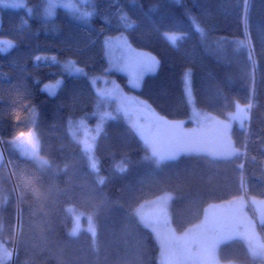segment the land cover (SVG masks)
<instances>
[{
  "label": "trees",
  "instance_id": "1",
  "mask_svg": "<svg viewBox=\"0 0 264 264\" xmlns=\"http://www.w3.org/2000/svg\"><path fill=\"white\" fill-rule=\"evenodd\" d=\"M23 3L0 9V39L13 42L0 50V246L12 254L3 264H160L157 241L135 209L165 192L176 233L197 224L207 206L236 198L255 215L252 200H264V0H80L89 15L83 22L62 8L42 18L44 0ZM119 34L159 62L137 90L108 70L105 40ZM246 34L250 44L242 43ZM68 60L76 70L61 69L58 62ZM186 71L196 115L184 93ZM45 85L55 94L41 91ZM97 99L117 117L96 139L94 172L68 122H94ZM127 99L186 128L226 120L240 104L247 118L244 128L233 125L232 137L244 153L230 162L186 155L160 162L134 133ZM153 124L142 126V137ZM32 129L48 166L13 146L14 132ZM69 206L93 218L94 241L86 231L70 234ZM223 233L232 238L217 242L221 262L264 264V223L257 236L237 225Z\"/></svg>",
  "mask_w": 264,
  "mask_h": 264
},
{
  "label": "rangeland",
  "instance_id": "2",
  "mask_svg": "<svg viewBox=\"0 0 264 264\" xmlns=\"http://www.w3.org/2000/svg\"><path fill=\"white\" fill-rule=\"evenodd\" d=\"M87 1L82 0V2ZM12 3H16L19 6H9ZM79 3L80 0H44L39 16L47 20L51 19L56 9L62 8L69 12L75 20L83 22L82 19H87L89 15L81 11ZM20 8H24L23 0H4L0 4V9L17 10ZM29 12L32 14V10ZM166 38L170 42H174L176 35L168 34ZM12 46L13 42L0 39V50L2 52H7ZM105 56L108 63V70L119 71L126 77L128 86L136 90L141 87L143 78L146 75L154 74L158 67L156 65L152 71L141 72L139 67H143V60L148 57H155L148 52L133 48L129 44L125 34H119L105 40ZM155 60L157 61L156 58ZM69 61L71 60L58 62L61 69L65 72L76 70V64L73 61L69 64ZM184 93L192 114L196 115L197 110L194 105L192 91L191 98H189L185 91V83ZM241 108L244 111H241ZM91 117L94 118V122L92 123L87 118L69 120L68 131L71 138L81 145L87 159L88 167L92 171L97 172V159L93 151L94 144L102 132L104 124L108 120L116 118L117 112L109 101L97 99L95 102V110ZM246 118L247 113L245 108L237 104L235 109L228 114L226 120L230 121L236 128L242 129L245 126ZM98 125L99 130H97ZM31 131L33 132L32 137L15 140L13 146L21 156L35 161L40 166H48V160L41 156L39 151L38 135L34 129ZM158 134L156 129H148L143 134V138L152 142ZM93 137H95L94 140ZM28 139H31L36 144L35 155H33V150L28 144ZM86 143L91 144V147H86ZM44 161H47V163L45 164ZM93 163L96 164V167H92ZM171 198L172 194L165 192L140 204L135 209V214L139 221L153 233L157 241L160 264H238L235 262H221L218 259L217 242L228 241L232 238L224 233L220 234L221 228L237 225L257 236L256 224L264 223V200H252L255 211L254 215L247 209V203L243 198H236L227 202L207 206V210L204 209V215L197 224L186 228L181 233H176L169 225L168 206ZM66 212L71 218V235L73 230H75V235L73 236L78 235L81 231H86L91 235L93 241L96 239V227L91 216L83 215L74 206L67 207ZM0 249L7 253L3 262L12 257V254L1 246ZM250 253L252 257L256 258L255 253L252 251Z\"/></svg>",
  "mask_w": 264,
  "mask_h": 264
},
{
  "label": "water",
  "instance_id": "3",
  "mask_svg": "<svg viewBox=\"0 0 264 264\" xmlns=\"http://www.w3.org/2000/svg\"><path fill=\"white\" fill-rule=\"evenodd\" d=\"M124 103L128 106V111L134 113V133L160 162L172 161L181 155L230 162L244 153L235 144L232 137L233 124L230 121L214 119L200 127L186 128L180 121L157 119L147 107L134 104L130 99ZM138 114L146 120L145 123H139ZM153 122L159 124L156 128L159 134L147 144L141 135V128L148 124L153 127Z\"/></svg>",
  "mask_w": 264,
  "mask_h": 264
},
{
  "label": "snow or ice",
  "instance_id": "4",
  "mask_svg": "<svg viewBox=\"0 0 264 264\" xmlns=\"http://www.w3.org/2000/svg\"><path fill=\"white\" fill-rule=\"evenodd\" d=\"M3 2H4V0H0V4H2ZM9 6L18 7L19 5L16 4V3H12ZM245 8H247V4L245 5ZM242 43H249L250 44V42L247 40V34H246L245 41L242 42ZM249 52H250L249 60L253 61V67H255V62L253 60L250 47H249ZM37 59H40V58L37 57ZM53 59H55V58L53 57ZM68 63L70 64L71 61H69ZM142 63H143V67L142 68L139 67L141 69V72H143V71H152L154 69V67L156 65H158L159 62L156 61L155 58L148 57V58H145ZM189 77H190V72L186 71L185 74H184L185 91L188 94L189 98H191V88H190ZM41 91H47L50 95H54L55 94L52 91V86L51 85H45L44 88L41 89ZM249 106H250V104H249ZM241 111H244V109L241 108ZM97 130H99V125L97 126ZM32 136H33V132L31 130L14 132L13 141H15V140H23V139H26V138H30ZM94 139H95V137H93V140ZM13 141H9V142L11 143ZM28 144L31 146V148L33 150V155H35L36 144L33 143L31 139H28ZM86 147H91V144H87L86 143ZM44 163L46 164L47 161H44ZM92 167H96V164L93 163ZM72 235H75V230H73ZM5 255H7V253L4 250L0 249V264H3Z\"/></svg>",
  "mask_w": 264,
  "mask_h": 264
},
{
  "label": "flooded vegetation",
  "instance_id": "5",
  "mask_svg": "<svg viewBox=\"0 0 264 264\" xmlns=\"http://www.w3.org/2000/svg\"><path fill=\"white\" fill-rule=\"evenodd\" d=\"M115 107H116L118 110H123V109L125 108L124 105H123V104H120V103H116ZM196 121L202 123V122H204V119L201 118V117H198V118L196 119ZM147 128H148V129H151L150 126H147ZM149 142H150V141H149ZM150 143H151V142H150Z\"/></svg>",
  "mask_w": 264,
  "mask_h": 264
},
{
  "label": "crops",
  "instance_id": "6",
  "mask_svg": "<svg viewBox=\"0 0 264 264\" xmlns=\"http://www.w3.org/2000/svg\"><path fill=\"white\" fill-rule=\"evenodd\" d=\"M242 198V197H241ZM244 199V198H243ZM208 207L205 208V210H207ZM204 213V212H203ZM204 215V214H203Z\"/></svg>",
  "mask_w": 264,
  "mask_h": 264
}]
</instances>
